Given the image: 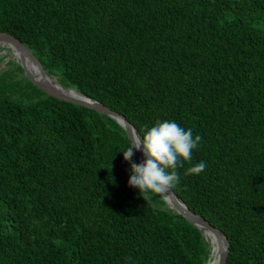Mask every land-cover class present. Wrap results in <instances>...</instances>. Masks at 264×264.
I'll return each instance as SVG.
<instances>
[{
	"label": "trees",
	"instance_id": "obj_1",
	"mask_svg": "<svg viewBox=\"0 0 264 264\" xmlns=\"http://www.w3.org/2000/svg\"><path fill=\"white\" fill-rule=\"evenodd\" d=\"M0 30L138 131L200 135L172 189L228 236L225 264H264V0H0ZM0 65V264L208 262L202 230L128 185L119 122Z\"/></svg>",
	"mask_w": 264,
	"mask_h": 264
},
{
	"label": "clouds",
	"instance_id": "obj_2",
	"mask_svg": "<svg viewBox=\"0 0 264 264\" xmlns=\"http://www.w3.org/2000/svg\"><path fill=\"white\" fill-rule=\"evenodd\" d=\"M202 137L194 135L191 128H185L175 120H158L146 130L134 132L126 148L121 150L123 158L130 164L128 185L144 193L158 194L174 188L180 182L178 168L192 160L193 150L197 149ZM139 151L143 160L133 162ZM207 167L199 161L187 171L199 174ZM130 259V258H129Z\"/></svg>",
	"mask_w": 264,
	"mask_h": 264
},
{
	"label": "water",
	"instance_id": "obj_3",
	"mask_svg": "<svg viewBox=\"0 0 264 264\" xmlns=\"http://www.w3.org/2000/svg\"><path fill=\"white\" fill-rule=\"evenodd\" d=\"M0 42L5 44L0 45V54H12L14 58L22 65L24 68L26 76L40 89L48 93L49 95L65 100L67 102H72L78 105H83L92 108L98 112L107 114L119 122L126 130L128 137L137 132L135 125L124 115L118 111L113 110L104 103L79 92L74 88H67L63 86L56 79L52 78L50 74L45 69L43 63L40 59L29 49L18 37L7 31L0 30ZM4 47V48H3ZM14 49L18 50L15 53ZM26 59L34 63L36 72L38 76H34L35 73L32 72L26 62ZM136 154L141 162L143 156L139 151ZM164 199L167 201L170 208L175 209L178 213L185 216L191 223L197 226L205 234L206 230L213 232L215 235V243H212L208 237L207 239L212 245V251L210 258L206 264H210V261L214 260L213 253L215 252L216 264H225L229 255V238L228 236L219 228L214 226L209 220H207L201 214L194 212L175 192L174 190L168 189L167 191L161 193Z\"/></svg>",
	"mask_w": 264,
	"mask_h": 264
},
{
	"label": "bare ground",
	"instance_id": "obj_4",
	"mask_svg": "<svg viewBox=\"0 0 264 264\" xmlns=\"http://www.w3.org/2000/svg\"><path fill=\"white\" fill-rule=\"evenodd\" d=\"M5 44L4 42H0V45H3ZM15 53H18V50L17 49H14ZM26 62H27V65L29 67V69L35 73V77L38 76L37 72H36V68H35V65L34 63H32L31 61H29L28 59H26ZM205 234L206 236L208 237V239L212 242V243H215L216 239H215V235L213 234V232L209 231V230H206L205 231ZM213 257H214V260L212 258V260L210 261V264H216L217 261H216V258H215V252L213 253Z\"/></svg>",
	"mask_w": 264,
	"mask_h": 264
},
{
	"label": "rangeland",
	"instance_id": "obj_5",
	"mask_svg": "<svg viewBox=\"0 0 264 264\" xmlns=\"http://www.w3.org/2000/svg\"><path fill=\"white\" fill-rule=\"evenodd\" d=\"M3 48H4V47H3ZM8 54H10V53H8ZM0 55H4V54H0ZM10 55H11L12 57H14V55H12V54H10ZM9 58H10V56H9V57H6L1 65H3L4 63H6V62L9 60ZM1 65H0V66H1ZM16 70H17V69H16Z\"/></svg>",
	"mask_w": 264,
	"mask_h": 264
}]
</instances>
